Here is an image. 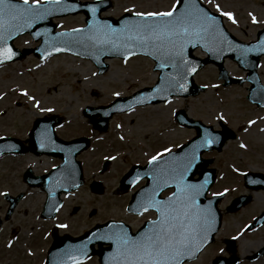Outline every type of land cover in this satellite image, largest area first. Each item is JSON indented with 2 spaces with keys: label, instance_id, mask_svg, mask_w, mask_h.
Returning a JSON list of instances; mask_svg holds the SVG:
<instances>
[{
  "label": "rangeland",
  "instance_id": "rangeland-1",
  "mask_svg": "<svg viewBox=\"0 0 264 264\" xmlns=\"http://www.w3.org/2000/svg\"><path fill=\"white\" fill-rule=\"evenodd\" d=\"M112 1V6L102 15L117 17L124 12H164L177 3V0ZM201 1L221 15L222 12H232L235 22L222 15L224 24L242 41L254 39L257 30L264 26V0ZM253 16L256 22H253ZM54 22L58 30L85 24L82 14L57 17ZM37 43L28 34L14 40V45L19 49L34 47ZM195 54L203 56L199 50ZM106 62L108 68L101 74L97 73L90 60L67 53L56 54L42 61L29 55L0 65V137L12 136L23 140L35 118L57 115L61 119L55 127L59 137L67 140L83 135L90 141L89 149L78 155L84 185L64 196V206L53 219L39 216L45 193L38 187L25 184L22 173L27 167L35 174L46 172L60 159L32 155L0 158V217L7 208L3 192L13 195L25 192L10 218L3 221L0 228V264H44L53 226L59 234L78 235L107 219L121 218L136 228L152 217L153 213L150 212L130 216L124 206L130 193L144 183L143 180L129 192L118 194L114 190L119 187L120 178L132 164L145 163L158 152L164 153L165 148L174 149L195 134L194 129L181 127L173 119L175 111L181 109L189 117L201 119L214 129H219V122L222 121L236 131V138L228 140L220 152L202 154L213 159L209 166L216 170L215 183L209 194L224 192L225 188L228 192H224L225 197L219 204L223 217L215 241L197 260L187 264H211L215 256L228 257L230 254L223 240L228 237L236 241L235 254L240 258L238 264H264V255L255 260L247 259L249 254L264 246V224L245 229L252 217L264 211V192L245 189L242 177L248 171L264 174V108H258L246 99L249 83L223 87L217 78L216 67L208 64L194 77L198 85L206 86L197 96L174 97L155 109L135 107L124 113H116L107 121L106 132H98L82 115L86 106L90 103L93 106L106 105L117 97L131 95L153 85L158 74L152 69V60L145 56L127 59L113 57L106 59ZM259 62L258 73L264 84V57ZM225 67L231 76L245 75L231 60L225 61ZM35 101L40 102L39 106ZM249 120L254 123L249 124ZM164 130L167 132L164 133ZM107 160V167L102 170ZM92 180L102 182V194L96 195L89 190ZM248 193L252 201L246 208L235 213L225 211L229 200ZM75 207L77 211H74ZM93 208L96 213L89 215ZM61 224L66 227L61 228ZM80 264H98V260L91 257Z\"/></svg>",
  "mask_w": 264,
  "mask_h": 264
},
{
  "label": "water",
  "instance_id": "water-1",
  "mask_svg": "<svg viewBox=\"0 0 264 264\" xmlns=\"http://www.w3.org/2000/svg\"><path fill=\"white\" fill-rule=\"evenodd\" d=\"M17 2L22 3L23 1L17 0ZM110 4V0H59V4L56 3V0H47L39 3V5L29 3L30 6L34 8L38 7L42 13H45L44 17L42 19L33 20L30 27H23L15 34L10 35V38L6 34L4 40L0 42V47L6 43L13 49L16 56L13 57L12 60L24 57L30 52H33L41 58L58 52H69L81 57L89 58L95 63L99 72L105 71L108 67L107 63L104 62V57L113 58L114 56H117L125 58L128 57L127 53L129 51L133 53V56L135 54H143L151 57L155 62V65L153 66L154 70L159 71L157 76L158 79L152 87L144 88L131 97L116 99V101L107 106H101L97 109L86 108L84 111L85 115L91 118H93L95 114L100 115V119L97 121L91 119L93 126L100 131H106L108 125L107 121L115 111H123L140 104L156 103L166 100L173 95L189 96L197 94L199 91L203 90L204 87L198 86L194 83L193 75L206 63L211 62L212 64L217 65L219 69V77L224 79L225 84H231V82L241 83L242 79H232L226 74V70L223 66V61L226 57L234 60L242 69L247 71L246 80L251 84L247 98L252 101V103L255 102V104L260 106L264 105V87L262 86L257 73L258 61L260 60V57L264 55V52L260 51V48L264 47V28L258 31L256 40L250 42L239 41L227 31L223 21H221L222 17L220 14L211 11L199 0H181L177 6V16L186 11L189 5H193L194 7L203 10V12L207 13L209 16L215 17L216 22L212 26L209 34H201L199 37H192L193 42L186 44L183 51V60L186 61V63H180L179 66H175L167 57L153 55V49L150 47L145 51L136 44H133L130 48L121 47L120 44H117L115 48L112 45H95L94 42L89 39V37L94 34L93 31H90V26L93 30L97 25H111L114 28H120L125 21L141 19L135 17L131 13L122 14L118 18L101 17L100 13L110 7ZM88 6H96L97 12L93 14ZM78 12H82L85 15L86 23L84 27L77 28L80 31L74 32V30L77 29L65 31L55 30L56 24L52 20L53 17L75 14ZM36 32H39L40 35H35ZM25 33H29L34 41L39 40L40 43L32 49H23L20 51L13 45V40L19 35ZM117 39L122 42L124 38L117 37ZM198 47L206 53L204 58L193 55V51ZM56 49L60 50L56 51ZM209 49H211V51ZM249 49L252 50L250 51ZM12 60H0V63ZM162 64H166L167 67H160ZM193 68L196 69L195 72L191 71ZM177 81L179 84H184L186 90H178V85L176 84ZM157 87H159L160 91H156ZM175 119L183 125L194 127L196 129V135L188 142L181 145L177 150L162 155V158L156 164L148 163L145 166L134 165L129 173L121 179L120 185L126 188L142 177L147 178L146 185L133 194L130 201L129 209L131 208V210H135V206L138 205V202L141 203L145 197L152 192L156 184L160 182V179H162L159 176L161 169L172 164L175 158L189 152L194 143L203 136L204 130L209 129L218 137V140L207 148L199 149L200 158L197 162L196 168L190 175L193 182H202L205 178L208 180V186L205 188L204 194L197 199L201 208L206 209L210 206L214 213V222L207 234V243H210L214 240V234L217 232L221 224V215L220 212H218L217 202L222 196L206 197L209 187L214 182L215 173L213 169L206 168L212 159H203L201 153L212 149L220 150L225 140L229 137H233L234 134L223 126V131H213L212 127L205 126L199 120L188 118L183 110H179L176 113ZM58 122L59 118L56 116L37 118L29 132V137L27 139L28 145L26 146L16 138H0V155L4 153H24L31 151L35 154L50 153L62 157L63 162L46 175L33 177L28 172L24 174V178L27 182L33 185H40L47 192L44 214H47L48 216H53L56 209L59 207L61 203L59 195L61 192H68L82 183L83 177L81 165L79 161L75 160V155L85 149L88 145V140L86 138H78L69 141H63L57 138L54 133V126ZM41 144H43L44 147H41ZM13 145H15V147H13ZM196 173L198 176L194 178ZM152 174H156L157 178L154 179ZM246 175V177L250 179H245L246 186L253 189L264 188V175L255 173H249ZM99 185V182L93 183L92 189L96 192H101L102 189ZM168 187L174 188L171 184H169ZM163 189L164 188L159 189L156 193L157 199H166L170 197L171 194L166 198H160L159 193ZM20 196L21 194L13 198H7L10 201V205L6 212L5 219L10 216ZM247 199L248 197L245 199H236L227 209L237 210V208L244 204ZM156 215L158 216V213ZM261 220L263 219H258L257 223H260ZM149 222L150 221H146L135 233H131L129 228L122 223L108 221L104 224L93 227L78 237H71L68 235L60 238L57 237L48 251L46 264H72L80 262L86 256L94 254L99 256L100 264H108L109 254L114 251L115 245L110 246V242L100 241L98 239L89 240V237L94 233L102 234L107 232V226L113 223L123 225L129 230L130 234H138L142 230L150 227ZM252 226L254 225L252 224L251 227ZM95 243L98 244V249H94ZM207 243H205L195 256L188 261L196 259ZM226 243L228 244V249L234 251V242L232 240H226ZM103 244H107L108 246L102 247ZM263 254L264 247L261 248L260 251L255 252L252 256L249 255V259H254ZM237 262L238 257L235 254H232L229 258L216 257L212 260V264H236Z\"/></svg>",
  "mask_w": 264,
  "mask_h": 264
},
{
  "label": "snow or ice",
  "instance_id": "snow-or-ice-1",
  "mask_svg": "<svg viewBox=\"0 0 264 264\" xmlns=\"http://www.w3.org/2000/svg\"><path fill=\"white\" fill-rule=\"evenodd\" d=\"M180 2L181 0H177L169 11L135 12L133 15L141 19L125 21L120 28L97 25L93 30L90 26V31L94 34L89 39L95 45H112L114 48L117 44L125 48L136 44L145 51L150 47L153 49V55L167 57L175 66H179L180 63H186L183 60L185 45L193 42L192 37L209 34L216 22L215 17L209 16L193 5H189L186 11L177 16L176 10ZM32 3L39 5L40 0H32ZM56 3L59 4V0H56ZM88 7L93 14L97 12L96 6ZM219 7L217 5L218 9ZM44 15L45 13H42L38 7L30 6L29 0H23L22 3H18L17 0H0V42L4 40L6 34L10 38V35L25 26L30 27L33 20L42 19ZM222 15L235 22L232 12H222ZM252 19L256 22L255 16ZM77 31L80 30H74ZM35 35L39 36L40 33L36 32ZM117 37L124 39L121 42ZM260 51L264 52V47H261ZM127 55L131 56L133 53L129 51ZM15 56L16 53L6 43L0 47V60H12ZM160 67L167 65L162 64ZM191 71L195 72L196 69L193 68ZM176 84L178 90H186L184 84H179L178 81ZM156 91H160L159 87ZM24 94L27 95V92L25 91ZM29 99L34 98L29 97ZM35 103L39 106L40 102L35 101ZM41 110L52 111V109ZM248 123L253 124L254 121L249 120ZM217 140L218 137L212 131L205 129L203 136L194 143L189 152L175 158L172 164L161 169L159 176L162 179L139 205L144 211L151 208L158 213L157 218L149 222L150 227L138 234H130L123 225L113 223L107 226V232L94 233L89 237V240L98 239L110 242V246L115 245L114 251L109 254L108 264H187V261L207 243V234L214 222V213L210 206L206 209L201 208L197 198L204 194L208 180L205 178L202 182H193L190 174L200 158L199 149L207 148ZM41 147L44 145L41 144ZM163 151L171 153V149L168 148ZM162 155L158 152L150 158L149 163L156 164ZM152 175L154 179L157 178L156 174ZM169 184L175 189L170 197L157 199L158 190L167 188ZM224 192H228V189L225 188ZM223 194L213 193L214 196ZM59 226L66 227L63 224Z\"/></svg>",
  "mask_w": 264,
  "mask_h": 264
},
{
  "label": "bare ground",
  "instance_id": "bare-ground-1",
  "mask_svg": "<svg viewBox=\"0 0 264 264\" xmlns=\"http://www.w3.org/2000/svg\"><path fill=\"white\" fill-rule=\"evenodd\" d=\"M160 105H162V104H154V105H147V106H143L144 108H150V107H153V109H155L156 107H158V106H160ZM163 105H165L164 103H163ZM90 106L92 107L93 106V104L92 103H90ZM166 129V128H165ZM167 132V130H164V133H166Z\"/></svg>",
  "mask_w": 264,
  "mask_h": 264
},
{
  "label": "flooded vegetation",
  "instance_id": "flooded-vegetation-1",
  "mask_svg": "<svg viewBox=\"0 0 264 264\" xmlns=\"http://www.w3.org/2000/svg\"><path fill=\"white\" fill-rule=\"evenodd\" d=\"M12 156L14 157V156H20V155H12ZM21 156H22V155H21ZM25 170H26V169H25ZM23 172H24V171H23ZM166 193H167V191H164V192H162L161 195L163 196V195H165ZM129 197H130V196H129ZM152 215H153V214H152Z\"/></svg>",
  "mask_w": 264,
  "mask_h": 264
}]
</instances>
